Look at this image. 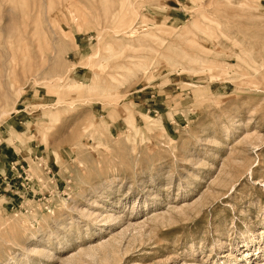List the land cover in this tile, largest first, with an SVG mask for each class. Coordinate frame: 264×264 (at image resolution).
I'll return each mask as SVG.
<instances>
[{"label": "rangeland", "instance_id": "rangeland-1", "mask_svg": "<svg viewBox=\"0 0 264 264\" xmlns=\"http://www.w3.org/2000/svg\"><path fill=\"white\" fill-rule=\"evenodd\" d=\"M0 264H264V0H0Z\"/></svg>", "mask_w": 264, "mask_h": 264}, {"label": "crops", "instance_id": "crops-1", "mask_svg": "<svg viewBox=\"0 0 264 264\" xmlns=\"http://www.w3.org/2000/svg\"><path fill=\"white\" fill-rule=\"evenodd\" d=\"M173 128V127H172Z\"/></svg>", "mask_w": 264, "mask_h": 264}]
</instances>
